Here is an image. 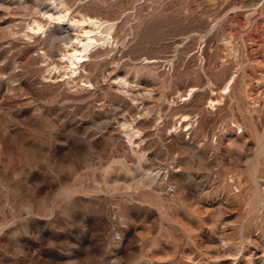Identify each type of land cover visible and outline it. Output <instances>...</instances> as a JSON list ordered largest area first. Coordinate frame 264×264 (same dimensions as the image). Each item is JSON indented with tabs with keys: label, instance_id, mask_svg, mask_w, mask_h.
<instances>
[{
	"label": "rangeland",
	"instance_id": "rangeland-1",
	"mask_svg": "<svg viewBox=\"0 0 264 264\" xmlns=\"http://www.w3.org/2000/svg\"><path fill=\"white\" fill-rule=\"evenodd\" d=\"M0 264H264V0H0Z\"/></svg>",
	"mask_w": 264,
	"mask_h": 264
},
{
	"label": "bare ground",
	"instance_id": "bare-ground-1",
	"mask_svg": "<svg viewBox=\"0 0 264 264\" xmlns=\"http://www.w3.org/2000/svg\"><path fill=\"white\" fill-rule=\"evenodd\" d=\"M90 38H92V37H90ZM94 39V38H93ZM93 39L91 40V39H88V42L85 44V46H84V49H82L83 50V52L84 53H86V52H88V50H89V48L90 47H92L93 46ZM82 52V51H81ZM72 57V56H71ZM84 57V55H79V56H76V60L77 61H80V60H82V58ZM73 59V58H72ZM71 59V60H72ZM74 62H75V60H74ZM76 63V62H75ZM72 64H74V63H72ZM75 71V70H74Z\"/></svg>",
	"mask_w": 264,
	"mask_h": 264
}]
</instances>
